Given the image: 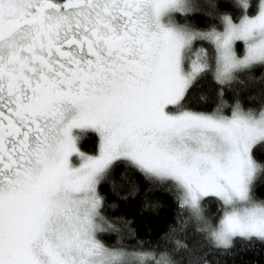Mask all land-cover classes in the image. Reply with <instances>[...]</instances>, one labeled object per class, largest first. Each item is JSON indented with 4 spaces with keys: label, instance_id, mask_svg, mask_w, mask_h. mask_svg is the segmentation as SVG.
Instances as JSON below:
<instances>
[{
    "label": "snow or ice",
    "instance_id": "6c2138e0",
    "mask_svg": "<svg viewBox=\"0 0 264 264\" xmlns=\"http://www.w3.org/2000/svg\"><path fill=\"white\" fill-rule=\"evenodd\" d=\"M0 264H264V0H0Z\"/></svg>",
    "mask_w": 264,
    "mask_h": 264
},
{
    "label": "trees",
    "instance_id": "16d2710c",
    "mask_svg": "<svg viewBox=\"0 0 264 264\" xmlns=\"http://www.w3.org/2000/svg\"><path fill=\"white\" fill-rule=\"evenodd\" d=\"M85 150H90L91 149V144L85 142L84 143ZM126 211L131 212V213H137V208H131V209H126ZM155 216L159 217L160 219H153L152 223L155 228H163L164 224L161 222L162 219L166 216L171 215V209H169L166 205H162V209L160 213L154 214ZM130 219H135V215H130ZM143 230V229H142Z\"/></svg>",
    "mask_w": 264,
    "mask_h": 264
}]
</instances>
